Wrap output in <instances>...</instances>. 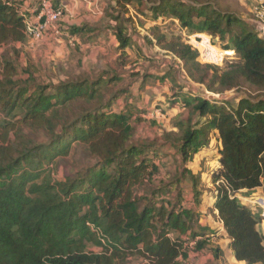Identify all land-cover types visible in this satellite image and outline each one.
Here are the masks:
<instances>
[{"label":"trees","instance_id":"trees-1","mask_svg":"<svg viewBox=\"0 0 264 264\" xmlns=\"http://www.w3.org/2000/svg\"><path fill=\"white\" fill-rule=\"evenodd\" d=\"M114 1V32L125 57L133 41L129 6L147 5V0ZM52 3L65 15L60 0ZM148 11L152 22L170 19L235 52L237 63L221 71L202 65L190 45L158 37V44L183 62L191 82L220 95L247 93L237 105L209 101L201 93H177L170 104L181 102L187 115L174 118L176 131L166 133V142L184 167L174 175L176 183L163 182L151 195H141L138 189L153 183L164 163H156L161 156L154 144L135 142L131 116L112 113L120 96L114 86L121 77L86 75L41 84L31 67L25 70L27 78L21 77L17 63L6 58L0 80V264H126L133 257L144 264H183L190 254L206 251L221 260L222 249L212 248L216 232L200 225V211L182 206L180 187L188 176L199 209L201 177L186 166L209 147L213 134L220 143L219 165L212 173L213 210L235 259L264 264L262 216L237 196L264 190V39L240 16L221 10L217 0H155ZM26 29L20 2L0 0V49L25 44ZM76 147L91 162L54 180L52 166ZM90 246L102 251L91 252Z\"/></svg>","mask_w":264,"mask_h":264},{"label":"rangeland","instance_id":"rangeland-1","mask_svg":"<svg viewBox=\"0 0 264 264\" xmlns=\"http://www.w3.org/2000/svg\"><path fill=\"white\" fill-rule=\"evenodd\" d=\"M154 1L147 0V5L146 3L138 4V2H135L132 6H129V17H131L132 23H128V27L131 30L132 44L127 48V55L125 57L121 56L119 48L114 47L112 44V50L109 53L110 58H108L112 60L107 66L111 71H106L112 76L119 75L121 77V81L114 86V89H116L120 96L113 106L112 113L114 115L123 112L128 113L133 118L135 126V142L154 144L155 149L160 152L161 156V160H157L156 163L159 164L160 161L164 163V166L160 167V174L155 177L154 182L138 189L141 195L146 194L148 196L156 192L163 182L166 184L176 183L174 175L184 167L177 150L173 149L166 142V133L175 130L173 126L175 117L178 115L186 117L187 113L183 112L181 102L180 105L177 104L172 107L170 101L174 100L177 93L190 95L189 86L199 89L200 93L204 96H207L208 92L204 86L191 82L188 79L186 71L183 69V62L164 50L163 46L157 42L158 37L162 36L166 37L167 41L177 39L189 45V37L197 34L189 33L170 19H162L157 22L150 21L151 13L148 11V6L152 5ZM111 2L112 5H116L114 0ZM217 2H219V8L223 11L232 12L236 10V12H239L236 4L231 5L227 0H217ZM114 12L116 13L115 9L112 10V16ZM248 19L254 20L256 17L255 15H251ZM235 30H238V28H235ZM113 31L114 29L112 30V35L115 36V32ZM63 32L66 33L64 28ZM202 35L209 36L208 34ZM64 40V37L60 40L54 39L53 41L46 37L33 44L27 41L25 44L4 46L0 49V80L2 79L3 65L6 58L17 63L21 77L27 78L25 70L31 67L35 77L41 84H57L58 82L67 81L79 76L88 75L94 78L103 74L101 72L103 68L97 71L96 67H94L95 65H92L91 59H88L87 63L84 62L85 58L90 56L91 52L89 50L86 51V56V52H80L71 45H68L69 55L50 50V47H53V43ZM213 42L219 50H224L222 49L223 43L220 40L213 39ZM235 58L237 60V56ZM235 58L234 56L227 58L222 66L202 64L200 58L199 62L204 66H214L220 68L221 71H226L229 68L227 65L235 61ZM236 63L235 61L234 64ZM151 71L154 74L161 73L160 77L148 79V73ZM245 93L247 91L241 89L240 91H229L221 95L209 92L208 95L211 94L210 97L214 101L223 102L228 100L237 105L238 99L245 96ZM137 118L142 120L138 122ZM152 123H155V125H152ZM218 150L219 143L216 140V135L213 134L209 147L197 153L186 166L194 175L201 177L202 205L199 209L194 205L192 185L189 177L187 176L180 183L184 202L182 206L200 211L199 222L203 220L208 225L212 223L215 230L210 227L209 229L216 232L217 235L220 226L219 220L213 210L214 197H216L217 191L216 186L212 182V173L219 165L217 161L219 158ZM90 162L84 150L76 147L70 157L58 160L57 166H52V178L62 181L66 176H72L76 172L84 170ZM176 195L177 192L171 196L174 204L175 200H173V196ZM237 196L239 199H243L240 201L246 203L254 212L260 213L262 216L263 211L257 204V200L264 198V190L256 189L247 193L242 191ZM260 230L264 234L263 223L260 226ZM220 238L221 240L218 242L226 247L228 243L222 241V237L217 239ZM89 250L94 253L102 251L101 248L95 246H90ZM144 263L145 261L142 258L133 257L126 264ZM183 264H225V261L223 259L221 262H218L212 258L209 260L206 255L195 257L194 253H192Z\"/></svg>","mask_w":264,"mask_h":264},{"label":"crops","instance_id":"crops-1","mask_svg":"<svg viewBox=\"0 0 264 264\" xmlns=\"http://www.w3.org/2000/svg\"><path fill=\"white\" fill-rule=\"evenodd\" d=\"M21 4L22 13H24L26 21L30 22L32 24H36L38 22V7L39 2L41 0H18ZM112 0H60V4L65 9V16L62 21V26L65 30V40L64 41H57L56 43H53V47H50V50H55L56 53H66L69 55V49L68 45H71L76 50H79L80 52H86L89 50L90 56L88 58H85L86 60L84 62H88V59L92 60V65L96 67L97 71L100 70V68H103L101 71L103 74H108L106 71H111L109 69L108 64L111 62L112 59L110 58L109 53L112 50V44L114 47L119 48V42L116 38V36L112 35V30L116 26V23L112 20V10L116 8V5H112ZM229 3L236 4L237 8L239 9V12L230 11L233 14H236L241 17V19L249 24V26L258 33L260 38L264 39V30H262V24L259 20L254 19H248L249 16L257 14V10L264 4V0H227ZM114 15L116 16L117 13L114 12ZM77 28L80 29L77 33H72L71 29ZM114 32V31H113ZM49 40H54L56 38L54 37H47ZM63 38V37H62ZM60 40V39H58ZM28 41H30L28 39ZM72 41L74 44L72 45ZM29 43L33 44V41H30ZM87 55V52L85 56ZM238 59V58H237ZM92 66V67H93ZM108 68L107 70H105ZM94 69V68H93ZM110 75V74H109ZM161 73H148V79H156V77H160ZM177 79V77L175 76ZM158 80V79H157ZM168 80V78H167ZM178 80V79H177ZM149 81V80H148ZM190 93H199V89L193 88L192 86H189ZM228 101V100H227ZM121 114H127L128 113H119L117 115ZM217 140V137H216ZM219 143V142H218ZM220 147V143H219ZM259 190H262L260 188ZM247 193L248 191H243ZM240 200H243L240 198ZM215 202V200H214ZM243 204L247 205L243 201H241ZM214 214L217 216V219L219 220V233L218 235H212V248L219 246L222 251L224 252V258L219 260L218 262H221L223 259L225 261V264H246L244 262H238L235 257L234 253L230 246V240L227 238V235L225 233L224 227L222 222L220 221L218 217V212H214ZM200 225L202 227H210L213 230H215L214 225L206 224L202 220L200 222ZM218 237H217V236ZM219 237H222V241L227 242L228 245L226 247L222 246L220 242H218L220 239H217ZM224 239V240H223ZM195 257H200L203 255H206L207 258L210 260L213 258V255L211 252L206 251L201 254H194Z\"/></svg>","mask_w":264,"mask_h":264},{"label":"built area","instance_id":"built-area-1","mask_svg":"<svg viewBox=\"0 0 264 264\" xmlns=\"http://www.w3.org/2000/svg\"><path fill=\"white\" fill-rule=\"evenodd\" d=\"M64 16L63 10L55 8L52 0H41L38 7V22L36 24L27 22L26 35L28 39L33 42L41 41L49 36L62 39L65 36L62 26ZM256 18L264 30V6L257 10ZM189 40V45L199 53L202 64L222 66L227 58L233 57L230 56L231 53L234 54V58L236 57L234 51L219 50L210 36L197 34L189 37ZM71 44L73 45L74 42L72 41ZM235 61H237L236 58ZM208 94L209 92L204 97L211 101V94ZM257 204L263 211L262 223L264 227V198L258 199Z\"/></svg>","mask_w":264,"mask_h":264},{"label":"bare ground","instance_id":"bare-ground-1","mask_svg":"<svg viewBox=\"0 0 264 264\" xmlns=\"http://www.w3.org/2000/svg\"><path fill=\"white\" fill-rule=\"evenodd\" d=\"M227 60V59H226Z\"/></svg>","mask_w":264,"mask_h":264}]
</instances>
